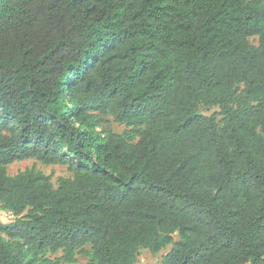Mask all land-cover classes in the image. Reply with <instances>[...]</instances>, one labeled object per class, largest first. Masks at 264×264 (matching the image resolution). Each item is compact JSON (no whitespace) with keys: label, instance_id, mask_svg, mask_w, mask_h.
Masks as SVG:
<instances>
[{"label":"trees","instance_id":"obj_1","mask_svg":"<svg viewBox=\"0 0 264 264\" xmlns=\"http://www.w3.org/2000/svg\"><path fill=\"white\" fill-rule=\"evenodd\" d=\"M0 206V264H264V0H0Z\"/></svg>","mask_w":264,"mask_h":264},{"label":"rangeland","instance_id":"obj_2","mask_svg":"<svg viewBox=\"0 0 264 264\" xmlns=\"http://www.w3.org/2000/svg\"><path fill=\"white\" fill-rule=\"evenodd\" d=\"M251 42L254 45H258V42L254 39H252ZM215 110L216 109H212L209 111V109H207V108H204V107L201 108L202 113L213 112ZM107 120L109 121L107 127L113 133L121 135L126 130L125 126L115 123L112 118H107ZM34 166L37 169H40L41 171H43L46 175H51L53 178L52 181H53L55 187H57L58 178H60V177L70 178L73 176V174L65 166H45L36 160H27V161H23V162L14 163L8 167V173L10 175H16L18 172L24 171L25 169L31 168ZM15 220H16V218L13 216L12 213L4 210L0 206V221L1 222L5 223V224H10V223L14 222ZM61 255L62 254L59 253V254L54 255V256L49 255V257L54 260V259L60 257ZM77 258H78V262L76 264H87L89 261L87 258H85L83 256H78ZM161 263H162V255L161 254H152L148 250H143L139 256L137 264H161Z\"/></svg>","mask_w":264,"mask_h":264}]
</instances>
